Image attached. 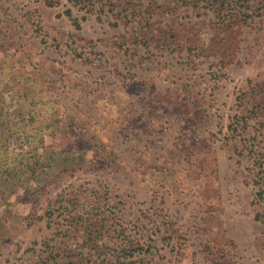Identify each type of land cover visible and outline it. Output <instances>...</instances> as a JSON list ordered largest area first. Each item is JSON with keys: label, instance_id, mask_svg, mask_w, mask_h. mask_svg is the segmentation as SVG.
<instances>
[{"label": "rangeland", "instance_id": "374dc122", "mask_svg": "<svg viewBox=\"0 0 264 264\" xmlns=\"http://www.w3.org/2000/svg\"><path fill=\"white\" fill-rule=\"evenodd\" d=\"M53 1L0 0V264H264V0Z\"/></svg>", "mask_w": 264, "mask_h": 264}, {"label": "trees", "instance_id": "16d2710c", "mask_svg": "<svg viewBox=\"0 0 264 264\" xmlns=\"http://www.w3.org/2000/svg\"><path fill=\"white\" fill-rule=\"evenodd\" d=\"M180 1H183V2H196V1H199V0H180ZM45 2H47L48 4H53L54 1L53 0H45ZM67 15H71L70 14V11L67 10L66 11ZM73 22H76L75 19H73ZM258 218H261L262 222L264 223V215L262 217H259L257 216ZM77 225V224H76ZM81 225V224H80ZM82 226H84L83 230H84V233L92 238V239H101V232L102 230H99L100 227H97V224L96 223H93V225H86V224H83ZM117 230V228L114 229V231ZM114 244L115 245V250L117 251L116 253L117 256H115V263L117 264H132V263H139L143 260V255H144V252H146L147 250H144L143 249V245L137 243V245L131 249V244L132 242L129 241V240H126V239H120L119 242L116 241V239L114 240ZM41 245L43 246V248L45 247V254L41 255L40 256V259H39V264H68V263H73V264H80V262H76L78 260H76L75 257H73L72 259L76 262H72V260H69V261H66V260H63L60 256L58 255H54L53 253V249L49 248V244L48 242H42ZM50 249V250H49ZM128 250V251H127ZM81 252V251H80ZM72 255H74V253H71ZM143 254V255H142ZM132 259H134V262H131Z\"/></svg>", "mask_w": 264, "mask_h": 264}]
</instances>
